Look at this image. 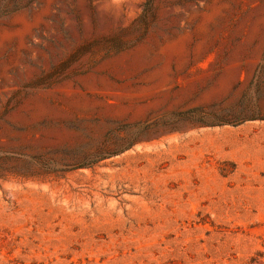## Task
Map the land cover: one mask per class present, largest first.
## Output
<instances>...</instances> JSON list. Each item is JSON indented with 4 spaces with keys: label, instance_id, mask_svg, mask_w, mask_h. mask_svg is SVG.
<instances>
[{
    "label": "rangeland",
    "instance_id": "obj_1",
    "mask_svg": "<svg viewBox=\"0 0 264 264\" xmlns=\"http://www.w3.org/2000/svg\"><path fill=\"white\" fill-rule=\"evenodd\" d=\"M0 264H264V0H0Z\"/></svg>",
    "mask_w": 264,
    "mask_h": 264
},
{
    "label": "bare ground",
    "instance_id": "obj_2",
    "mask_svg": "<svg viewBox=\"0 0 264 264\" xmlns=\"http://www.w3.org/2000/svg\"><path fill=\"white\" fill-rule=\"evenodd\" d=\"M21 22V21H20ZM23 27V26H22ZM6 34V33H5ZM7 35V34H6ZM10 35V34H9ZM3 36V35H2ZM8 36V35H7ZM4 37H6V36H4Z\"/></svg>",
    "mask_w": 264,
    "mask_h": 264
}]
</instances>
